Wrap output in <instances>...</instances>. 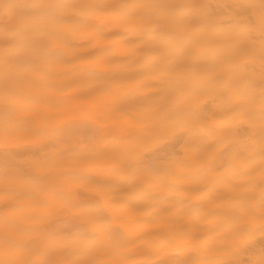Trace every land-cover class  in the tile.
I'll list each match as a JSON object with an SVG mask.
<instances>
[{
	"label": "bare ground",
	"instance_id": "bare-ground-1",
	"mask_svg": "<svg viewBox=\"0 0 264 264\" xmlns=\"http://www.w3.org/2000/svg\"><path fill=\"white\" fill-rule=\"evenodd\" d=\"M264 0H0V264H260Z\"/></svg>",
	"mask_w": 264,
	"mask_h": 264
},
{
	"label": "snow or ice",
	"instance_id": "snow-or-ice-1",
	"mask_svg": "<svg viewBox=\"0 0 264 264\" xmlns=\"http://www.w3.org/2000/svg\"><path fill=\"white\" fill-rule=\"evenodd\" d=\"M225 264H232V262L231 261H228V262H225ZM260 264H264V260H261L260 261Z\"/></svg>",
	"mask_w": 264,
	"mask_h": 264
}]
</instances>
